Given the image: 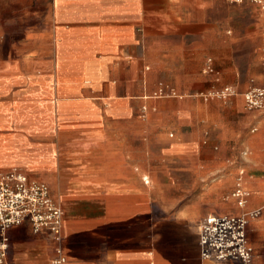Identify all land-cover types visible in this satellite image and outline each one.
<instances>
[{
	"label": "crops",
	"instance_id": "1",
	"mask_svg": "<svg viewBox=\"0 0 264 264\" xmlns=\"http://www.w3.org/2000/svg\"><path fill=\"white\" fill-rule=\"evenodd\" d=\"M31 2L0 0V173L48 185L65 216L60 244L9 229L7 264H54L58 247L65 264H236L203 261L200 228L254 210L264 264V111L244 99L261 9L238 5L237 23L223 0Z\"/></svg>",
	"mask_w": 264,
	"mask_h": 264
},
{
	"label": "built area",
	"instance_id": "2",
	"mask_svg": "<svg viewBox=\"0 0 264 264\" xmlns=\"http://www.w3.org/2000/svg\"><path fill=\"white\" fill-rule=\"evenodd\" d=\"M230 5L252 4L258 6L264 14V0H224ZM208 73L214 69L209 67ZM219 82V77L216 79ZM174 95V93H172ZM234 95L233 91L224 87L214 89L203 95L204 99H226ZM166 96L164 91L155 97ZM245 104L250 111H264V58L259 80L252 79L249 89L244 93ZM147 110L143 108L142 118ZM245 172L240 171L233 198L239 207L246 203L248 193L244 190ZM260 210L242 212L226 216H208L200 228V249L203 261L214 263L233 262L236 264H254L253 249L247 238L250 220L260 216ZM64 210L51 195L48 185L29 178L18 169L0 173V264H7L9 229L29 223L35 234L48 232L55 241H62ZM54 264H65L66 258L60 247Z\"/></svg>",
	"mask_w": 264,
	"mask_h": 264
},
{
	"label": "rangeland",
	"instance_id": "3",
	"mask_svg": "<svg viewBox=\"0 0 264 264\" xmlns=\"http://www.w3.org/2000/svg\"><path fill=\"white\" fill-rule=\"evenodd\" d=\"M18 1V5H20L21 0H16ZM224 5H225V12H226V21H237L238 23V9L243 8L238 5H230L226 3L224 0ZM35 0H32L30 7L34 8L35 7Z\"/></svg>",
	"mask_w": 264,
	"mask_h": 264
}]
</instances>
